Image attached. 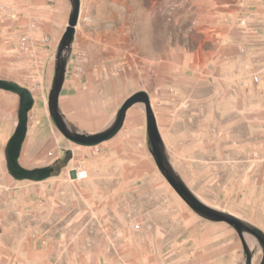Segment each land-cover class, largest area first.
<instances>
[{"label":"crops","instance_id":"obj_1","mask_svg":"<svg viewBox=\"0 0 264 264\" xmlns=\"http://www.w3.org/2000/svg\"><path fill=\"white\" fill-rule=\"evenodd\" d=\"M4 6L0 11V77L26 87L34 97L20 165L26 169L64 165L52 176L55 182L77 177L81 168L101 181H138L133 164L139 158L149 163L154 159L143 103L127 111L117 135L97 146L72 142L50 115L49 94L71 0H6ZM107 32L81 11L73 48L66 53L69 61L59 97V113L69 130L87 136L108 132L127 99L146 91L177 177L209 207L264 233V141H251V133L264 132V83L233 79L254 49L244 54L241 48H214L185 56L183 79L190 86L209 90L191 94L183 93L184 83L172 91L169 75L153 83L154 65L121 48ZM44 37L48 44L41 43ZM24 40L31 42L27 50L19 47ZM255 51L264 53V48ZM213 53L224 58L218 62ZM5 96L10 116L18 111L19 98L10 92ZM186 102L191 103L189 107ZM235 118L247 123L235 124ZM3 132L1 139L8 143L14 129ZM5 167L3 176L8 181L7 161ZM162 185L159 194L146 192L149 197H161L162 208L145 215L144 235L127 243L135 248L123 256L127 257L124 264H246L242 240L233 226L203 218L175 190L170 194L169 183ZM249 213L257 215L256 223ZM155 246H162L161 253ZM256 260L253 254L252 264L261 263ZM108 264L123 262L116 256L109 257Z\"/></svg>","mask_w":264,"mask_h":264},{"label":"rangeland","instance_id":"obj_2","mask_svg":"<svg viewBox=\"0 0 264 264\" xmlns=\"http://www.w3.org/2000/svg\"><path fill=\"white\" fill-rule=\"evenodd\" d=\"M82 2L83 17L103 26L121 48H128L143 62L154 65L153 83L169 75L172 91H178L184 83L183 93L209 92L206 87L190 86L189 80L183 79L182 63L188 54L214 48H241L244 54L254 49L247 65L235 70L233 79L253 82L254 76H258L264 83V53H255L256 48H264V0ZM5 3L6 0H0V11ZM45 40L44 37L40 41L48 44ZM24 43L19 46L21 50H27L22 48ZM211 55L218 62L224 58L220 53ZM166 66H170L168 74ZM204 67H197L195 72ZM0 79L10 81L4 76ZM8 92L17 95L0 89V264H108L109 257L111 260L116 256L124 264L127 257L123 256L130 255L135 248L127 243L144 235L145 215L162 208L161 197L146 195L149 189L159 194L164 189L162 182L168 184L155 160L149 163L139 158L133 164V175H138V181H101L90 172L86 180L75 176L69 181L55 182L50 177L36 182L16 180L9 170L7 181L3 176L7 173L6 148L19 124L20 107L17 95L18 111L8 116V104L2 99L7 98ZM190 104L186 102L185 106ZM236 123L247 121L235 118ZM8 128L14 132L7 143L1 138ZM251 141H264V132L251 133ZM63 167L55 166L52 176ZM169 190L170 194L175 193L172 187ZM167 194L164 193L166 199ZM250 217L251 222L258 220L255 213ZM244 235L257 257L256 263H260L262 245L253 235ZM155 247L161 253L162 246Z\"/></svg>","mask_w":264,"mask_h":264},{"label":"water","instance_id":"obj_3","mask_svg":"<svg viewBox=\"0 0 264 264\" xmlns=\"http://www.w3.org/2000/svg\"><path fill=\"white\" fill-rule=\"evenodd\" d=\"M71 6L72 9L68 26L58 46L57 71L49 94V111L57 127L66 136V138L76 144L82 146H97L117 135L124 125L127 111L135 105L143 103L147 114V129L152 146V154L159 170L171 187L194 212L203 218L214 222H226L237 230L247 256L246 264H252L253 253L247 244L244 233L246 232L256 237L263 247V258L260 264H264V233L231 214L209 207L197 196H195L187 185L177 177L167 157L157 119L151 105V98L146 91L137 92L127 99L119 111L115 125L108 132L95 136H87L84 134L73 133L69 130L67 124L59 113V97L65 82L67 63L69 61V57L66 56V53L71 52V48H73L75 42L77 27L81 17L82 0H71ZM0 89L14 92L20 97L19 124L6 148L9 173L16 180H30L36 182L52 177L55 172L54 167L26 169L23 168L19 162L22 148L28 133L29 112L34 105L33 94L30 90L25 87H21L17 83L1 79Z\"/></svg>","mask_w":264,"mask_h":264},{"label":"built area","instance_id":"obj_4","mask_svg":"<svg viewBox=\"0 0 264 264\" xmlns=\"http://www.w3.org/2000/svg\"><path fill=\"white\" fill-rule=\"evenodd\" d=\"M51 1H53V0H51ZM46 42H48L49 41V39H46L45 40ZM24 44L22 45V48L23 49H26V48H28V43H30L28 40H24ZM253 82L255 83V84H258L259 82H260V78L258 77V76H254V78H253ZM77 178L79 179V180H86V179H88L89 178V172H88V170H86V169H79L78 171H77Z\"/></svg>","mask_w":264,"mask_h":264}]
</instances>
